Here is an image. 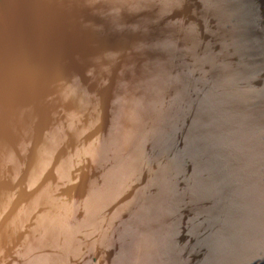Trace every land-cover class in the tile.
Segmentation results:
<instances>
[{
    "label": "water",
    "instance_id": "95a60500",
    "mask_svg": "<svg viewBox=\"0 0 264 264\" xmlns=\"http://www.w3.org/2000/svg\"><path fill=\"white\" fill-rule=\"evenodd\" d=\"M0 264H264V0H0Z\"/></svg>",
    "mask_w": 264,
    "mask_h": 264
}]
</instances>
